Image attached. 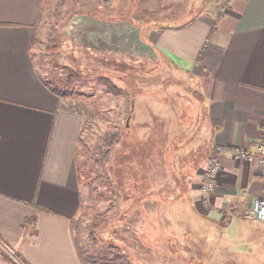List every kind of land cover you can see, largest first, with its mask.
Instances as JSON below:
<instances>
[{
    "label": "crops",
    "instance_id": "crops-1",
    "mask_svg": "<svg viewBox=\"0 0 264 264\" xmlns=\"http://www.w3.org/2000/svg\"><path fill=\"white\" fill-rule=\"evenodd\" d=\"M194 6L189 18L151 27L150 40L170 74L197 83L189 93L196 120L186 114L181 125L188 126L184 146L191 140L190 151L199 150L202 159L190 161L180 215L185 222L173 231V245L179 254H191L185 256L189 263L196 255L204 264H264V220L247 216L263 189L256 164L224 152L216 187L202 194L199 185L216 145L253 148L262 135L264 0H201ZM43 7L44 0H0V237L30 264H89L72 234L81 205L77 142L83 115L49 88L34 61ZM134 46L152 50L143 39Z\"/></svg>",
    "mask_w": 264,
    "mask_h": 264
},
{
    "label": "rangeland",
    "instance_id": "rangeland-1",
    "mask_svg": "<svg viewBox=\"0 0 264 264\" xmlns=\"http://www.w3.org/2000/svg\"><path fill=\"white\" fill-rule=\"evenodd\" d=\"M200 2L44 0L34 61L46 80L69 91L61 96L64 104L83 115L77 142L81 205L72 234L84 262L204 264L196 255L187 262L191 254H179L173 245V231L185 222L180 215L190 161L202 159L199 150L190 151L191 140L184 146L188 126L181 125L186 114L196 120L189 93L197 83L177 71L172 76L160 52L134 46L153 38L152 26L191 17ZM188 101L190 109L183 106ZM207 167L200 170L202 194ZM198 239L192 238V247ZM179 240L187 246L185 238ZM224 254L227 259L231 253ZM20 256L0 237V264H24Z\"/></svg>",
    "mask_w": 264,
    "mask_h": 264
},
{
    "label": "built area",
    "instance_id": "built-area-1",
    "mask_svg": "<svg viewBox=\"0 0 264 264\" xmlns=\"http://www.w3.org/2000/svg\"><path fill=\"white\" fill-rule=\"evenodd\" d=\"M262 135L253 148L239 147L237 145H216L208 160V167L205 170V177L202 183L204 194L213 190L218 181V175L221 170L220 156L224 152H229L233 158L253 162L262 177L263 189L261 193L252 200L251 208L247 214L250 220H264V117L262 120Z\"/></svg>",
    "mask_w": 264,
    "mask_h": 264
},
{
    "label": "trees",
    "instance_id": "trees-1",
    "mask_svg": "<svg viewBox=\"0 0 264 264\" xmlns=\"http://www.w3.org/2000/svg\"><path fill=\"white\" fill-rule=\"evenodd\" d=\"M212 29H214V25L212 26V28H211V30ZM143 38V37H142ZM147 39V41H146V43L150 46V48L152 49L151 51L152 52H158L159 53V49L154 45V43L150 40V38L149 37H146ZM148 47V46H147ZM149 48V47H148ZM202 52V51H201ZM200 56V55H199ZM107 82H109V85H111V88L113 87V88H115L116 87V84L114 85L111 81H107ZM45 83L49 86V88L55 93V94H57L58 96H68L70 93H69V91H66V90H60L59 88H57L56 86H54L53 84H51V82L49 81V80H46L45 79ZM80 137V136H79ZM78 137V139H80ZM33 221H34V218H27L26 220H25V224H27L28 226L30 225V224H32L33 223ZM99 222H101V219L100 218H96V225L97 224H99ZM79 256L81 257V259L83 260V261H85L86 259L83 257V256H81V254H80V252H79ZM20 259L22 260V262L24 263V264H30V263H28L22 256H20ZM94 264H96V263H94ZM97 264H99V263H97ZM118 264H132L131 262H129V261H120V259H118Z\"/></svg>",
    "mask_w": 264,
    "mask_h": 264
},
{
    "label": "water",
    "instance_id": "water-1",
    "mask_svg": "<svg viewBox=\"0 0 264 264\" xmlns=\"http://www.w3.org/2000/svg\"><path fill=\"white\" fill-rule=\"evenodd\" d=\"M129 116H130V113H129Z\"/></svg>",
    "mask_w": 264,
    "mask_h": 264
}]
</instances>
